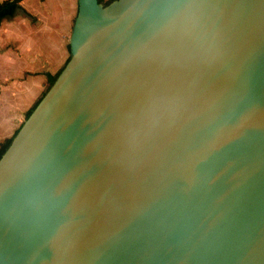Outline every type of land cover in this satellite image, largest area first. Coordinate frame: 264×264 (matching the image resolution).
Segmentation results:
<instances>
[{
    "label": "water",
    "instance_id": "95a60500",
    "mask_svg": "<svg viewBox=\"0 0 264 264\" xmlns=\"http://www.w3.org/2000/svg\"><path fill=\"white\" fill-rule=\"evenodd\" d=\"M69 46L0 158V264H264V0H78Z\"/></svg>",
    "mask_w": 264,
    "mask_h": 264
},
{
    "label": "crops",
    "instance_id": "0c3cea01",
    "mask_svg": "<svg viewBox=\"0 0 264 264\" xmlns=\"http://www.w3.org/2000/svg\"><path fill=\"white\" fill-rule=\"evenodd\" d=\"M20 5L0 24V146L43 94L47 75L65 66L78 11V0H22Z\"/></svg>",
    "mask_w": 264,
    "mask_h": 264
},
{
    "label": "trees",
    "instance_id": "16d2710c",
    "mask_svg": "<svg viewBox=\"0 0 264 264\" xmlns=\"http://www.w3.org/2000/svg\"><path fill=\"white\" fill-rule=\"evenodd\" d=\"M21 1L22 0H5V1H3V2L0 3V24H1V22L5 18L14 17L16 15V13L18 12V10L22 9L21 8V5H20ZM99 1L102 3L104 0H99ZM111 1H113V0H108L104 4H108ZM69 47L70 46L68 45V49H69ZM69 59H70V55H69V57L67 59V62L69 61ZM67 62H66V64H67ZM61 71H59L56 75H47V78H48V86H47V89L44 90V92L41 95V97L35 102V104L32 106V108L27 112L26 119L29 117V115L32 113V111L39 104V102L41 101V99L43 98V96L45 95V93L49 90V88L52 86V84L55 82L56 78L61 73ZM18 130L15 132L14 136L16 135V133L18 132ZM14 136L12 138L6 140L3 144H1V146H0V158L2 157V155L4 154V152L6 151V149L9 147V145L12 142V139L14 138Z\"/></svg>",
    "mask_w": 264,
    "mask_h": 264
},
{
    "label": "rangeland",
    "instance_id": "374dc122",
    "mask_svg": "<svg viewBox=\"0 0 264 264\" xmlns=\"http://www.w3.org/2000/svg\"><path fill=\"white\" fill-rule=\"evenodd\" d=\"M106 2H107V1L104 0L102 3L104 4V3H106ZM69 55H70V53H69ZM47 86H48V85H47ZM47 86H46L45 90L47 89ZM25 120H26V118L23 119L21 122L23 123ZM21 122H20V123H21ZM20 123L18 124V127L22 124V123H21V124H20ZM18 127H17V128H18Z\"/></svg>",
    "mask_w": 264,
    "mask_h": 264
}]
</instances>
